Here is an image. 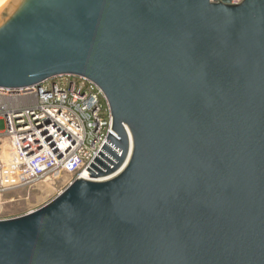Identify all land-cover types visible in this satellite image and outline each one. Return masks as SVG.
Returning <instances> with one entry per match:
<instances>
[{"label":"water","instance_id":"obj_1","mask_svg":"<svg viewBox=\"0 0 264 264\" xmlns=\"http://www.w3.org/2000/svg\"><path fill=\"white\" fill-rule=\"evenodd\" d=\"M66 75L112 126L0 264H264V0H10L0 88Z\"/></svg>","mask_w":264,"mask_h":264},{"label":"built area","instance_id":"obj_2","mask_svg":"<svg viewBox=\"0 0 264 264\" xmlns=\"http://www.w3.org/2000/svg\"><path fill=\"white\" fill-rule=\"evenodd\" d=\"M111 126L104 94L86 78L66 75L17 90L0 88V193L64 176L70 177L67 189L86 171Z\"/></svg>","mask_w":264,"mask_h":264},{"label":"rangeland","instance_id":"obj_3","mask_svg":"<svg viewBox=\"0 0 264 264\" xmlns=\"http://www.w3.org/2000/svg\"><path fill=\"white\" fill-rule=\"evenodd\" d=\"M69 179L64 176L34 187L0 193V220L21 217L44 207L66 189Z\"/></svg>","mask_w":264,"mask_h":264},{"label":"bare ground","instance_id":"obj_4","mask_svg":"<svg viewBox=\"0 0 264 264\" xmlns=\"http://www.w3.org/2000/svg\"><path fill=\"white\" fill-rule=\"evenodd\" d=\"M10 0H1L0 1V11L8 4Z\"/></svg>","mask_w":264,"mask_h":264}]
</instances>
